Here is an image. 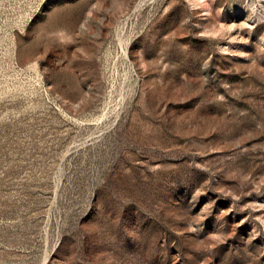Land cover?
Masks as SVG:
<instances>
[{
  "label": "rangeland",
  "instance_id": "obj_1",
  "mask_svg": "<svg viewBox=\"0 0 264 264\" xmlns=\"http://www.w3.org/2000/svg\"><path fill=\"white\" fill-rule=\"evenodd\" d=\"M0 264H264V0H0Z\"/></svg>",
  "mask_w": 264,
  "mask_h": 264
}]
</instances>
